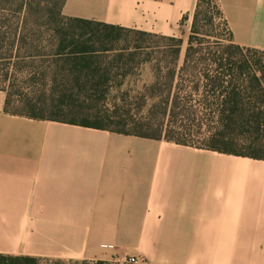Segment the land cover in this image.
<instances>
[{"label":"crops","instance_id":"0c3cea01","mask_svg":"<svg viewBox=\"0 0 264 264\" xmlns=\"http://www.w3.org/2000/svg\"><path fill=\"white\" fill-rule=\"evenodd\" d=\"M264 51V0H215ZM198 0H66L62 15L190 35ZM0 90V255L264 264V161L13 115Z\"/></svg>","mask_w":264,"mask_h":264},{"label":"trees","instance_id":"16d2710c","mask_svg":"<svg viewBox=\"0 0 264 264\" xmlns=\"http://www.w3.org/2000/svg\"><path fill=\"white\" fill-rule=\"evenodd\" d=\"M65 1L48 16L51 0H0V71L12 76L0 86L7 113L264 161V51L234 43L217 3L208 25L216 15L221 33L198 37L205 3L198 0L182 55L181 38L68 18ZM148 39L169 44L153 46ZM121 40L129 45L116 48ZM144 65L154 80L133 90L143 110L133 113L131 105L111 101L125 84L113 80ZM18 82L28 86L12 92ZM195 130L204 136L200 142L189 139ZM0 264L39 262L0 255Z\"/></svg>","mask_w":264,"mask_h":264},{"label":"rangeland","instance_id":"374dc122","mask_svg":"<svg viewBox=\"0 0 264 264\" xmlns=\"http://www.w3.org/2000/svg\"><path fill=\"white\" fill-rule=\"evenodd\" d=\"M58 3L59 0H51L50 3V8H51V12L49 13L48 16H54L55 13L58 11ZM216 3L215 0H205V3L202 6V15L199 16L198 18V29H199V35L198 37L200 39L206 37L205 35L207 34H219L221 33V27L218 28V25L222 22V20L215 16V19L213 21L214 24H209V18L211 17V13L213 12L212 8L213 5ZM190 35H188V37L183 41V46H182V55H184L186 48L188 46V38ZM125 34L123 35V38H125ZM133 38V37H132ZM132 40V39H131ZM130 42V41H129ZM129 42H126L125 40H121L119 43H116L115 46L116 48H123L127 45H129ZM131 44L133 45L134 43L131 42ZM147 44L156 46V45H166L169 44V42H164L162 40L159 39H148ZM154 77H153V73L151 71V68L149 65H144V66H140L136 69H134L133 73L128 75L126 78L122 79L121 77H118L116 79H114L113 81L115 83H118L119 81H124L125 84L122 86V89H117L116 91H113L111 94V101L115 102L118 105H124V103L131 105L130 107L132 108V112L133 113H138V112H142L143 110H139L140 108H138V102L139 99H136V93L133 92V90H140L143 88V86L145 85H149L153 82ZM10 83H12V76H11V72L8 76H6V72H1L0 71V86L1 87H7ZM34 85V84H32ZM27 84H24L23 82H18L17 86H15V88L12 89V92L17 91V93L23 92V90L25 89V87H27ZM130 90V97L127 100H123V97L127 94V91ZM18 97V96H17ZM16 96H14V99H17ZM13 110H15L13 107H11ZM197 130H195L194 132V136H192V138L190 137L189 139H193L195 142L197 141H201L204 136L197 134L196 133ZM39 264H82L83 261H72V260H64V259H44V260H39L38 259ZM106 264H124L123 261L121 263L118 262H105Z\"/></svg>","mask_w":264,"mask_h":264},{"label":"built area","instance_id":"2783aa9c","mask_svg":"<svg viewBox=\"0 0 264 264\" xmlns=\"http://www.w3.org/2000/svg\"><path fill=\"white\" fill-rule=\"evenodd\" d=\"M121 263V262H118ZM124 264H148L146 259L143 257H137V256H130L127 257L124 261Z\"/></svg>","mask_w":264,"mask_h":264}]
</instances>
